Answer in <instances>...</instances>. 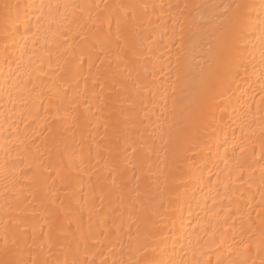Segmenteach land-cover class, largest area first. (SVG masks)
<instances>
[{
	"label": "bare ground",
	"instance_id": "bare-ground-1",
	"mask_svg": "<svg viewBox=\"0 0 264 264\" xmlns=\"http://www.w3.org/2000/svg\"><path fill=\"white\" fill-rule=\"evenodd\" d=\"M0 264H264V0H0Z\"/></svg>",
	"mask_w": 264,
	"mask_h": 264
}]
</instances>
